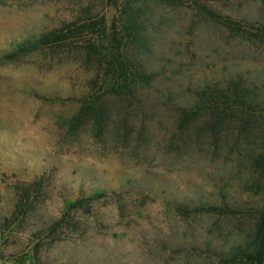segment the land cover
Segmentation results:
<instances>
[{
	"label": "rangeland",
	"instance_id": "rangeland-1",
	"mask_svg": "<svg viewBox=\"0 0 264 264\" xmlns=\"http://www.w3.org/2000/svg\"><path fill=\"white\" fill-rule=\"evenodd\" d=\"M263 206L264 0H0V262L253 264Z\"/></svg>",
	"mask_w": 264,
	"mask_h": 264
},
{
	"label": "trees",
	"instance_id": "trees-1",
	"mask_svg": "<svg viewBox=\"0 0 264 264\" xmlns=\"http://www.w3.org/2000/svg\"><path fill=\"white\" fill-rule=\"evenodd\" d=\"M129 16V24L130 26L125 29V33L128 37L132 39V37L139 33V31L143 28L141 22L138 20V14H136L135 10L132 8H129L128 11ZM215 15V14H214ZM76 25L75 23H69L67 24V28H72ZM63 31V30H62ZM61 31V32H62ZM58 32L60 31H52L51 35L43 36V40H49V43H52L54 41H62L67 39L64 38L65 36L58 35ZM63 34V32L61 33ZM48 36V37H47ZM54 36V37H51ZM53 38V39H52ZM48 41H45V43ZM126 45V43H124ZM125 45H118L119 49L117 53H104L100 54L95 49H92L94 47L90 46V48L94 51L93 53L97 54V56L100 59L103 58L104 62L114 75L116 76V80L118 81V85H114V89L118 92L130 90V87H132V81H134L136 78V74L140 73L136 70H134L133 65H131L126 58L122 55V47ZM100 54V55H99ZM129 80L131 83H128ZM81 201H77L75 203H70L69 207H75L79 204ZM203 210L208 211H217L219 213H227L230 212L231 209L227 207H218V206H209L204 207ZM252 249L246 253L243 254V257L253 263V264H264V206L258 210V218H257V225L256 230L252 236Z\"/></svg>",
	"mask_w": 264,
	"mask_h": 264
},
{
	"label": "crops",
	"instance_id": "crops-1",
	"mask_svg": "<svg viewBox=\"0 0 264 264\" xmlns=\"http://www.w3.org/2000/svg\"><path fill=\"white\" fill-rule=\"evenodd\" d=\"M0 264H4L3 262H0ZM9 264V263H8ZM12 264H14V263H12Z\"/></svg>",
	"mask_w": 264,
	"mask_h": 264
},
{
	"label": "built area",
	"instance_id": "built-area-1",
	"mask_svg": "<svg viewBox=\"0 0 264 264\" xmlns=\"http://www.w3.org/2000/svg\"><path fill=\"white\" fill-rule=\"evenodd\" d=\"M4 264H8V263L5 262Z\"/></svg>",
	"mask_w": 264,
	"mask_h": 264
}]
</instances>
